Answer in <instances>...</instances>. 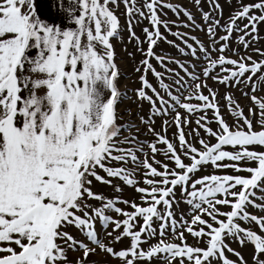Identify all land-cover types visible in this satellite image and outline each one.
I'll return each mask as SVG.
<instances>
[{
  "label": "snow or ice",
  "instance_id": "obj_1",
  "mask_svg": "<svg viewBox=\"0 0 264 264\" xmlns=\"http://www.w3.org/2000/svg\"><path fill=\"white\" fill-rule=\"evenodd\" d=\"M192 2L0 0V264H264V0Z\"/></svg>",
  "mask_w": 264,
  "mask_h": 264
},
{
  "label": "rangeland",
  "instance_id": "obj_2",
  "mask_svg": "<svg viewBox=\"0 0 264 264\" xmlns=\"http://www.w3.org/2000/svg\"><path fill=\"white\" fill-rule=\"evenodd\" d=\"M168 2H171L173 5H182L184 8L188 9L189 11L192 12V14L194 15L195 19H196V22L198 24H201L203 26V22L201 20V13L193 6V2L192 0H168ZM219 2L221 3V5L223 6L224 8V16L227 17L228 14L230 13V11L232 10L229 5L225 2V0H219ZM123 4L120 5V11H123ZM202 7H203V10L204 11H209V5L205 2V0H202ZM167 12V16L166 17H162V18H165V19H168L169 21H172V20H177V17L175 16L174 13H172L171 11H168V10H165ZM118 15L120 14L119 12L117 13ZM186 18H183L182 16L179 18V21L178 23L180 24H183V23H186ZM121 23H122V26L124 24V18L121 17ZM143 27H150V25L148 24V22L145 20V21H141V23L135 27V31L137 33L138 36H143L142 34V28ZM172 30L173 31H178L180 33H188L189 36H195L197 37L198 39H200L201 41H203L205 44L208 43V40H207V37L205 36V33L203 31H200V30H194L192 28H183V27H177V26H172ZM161 32L167 36V39L168 40H174L177 44H180L181 47H183V44L176 40L175 37H173L170 33L166 32L165 29L163 27H161ZM125 37H127V33L125 32L124 33ZM261 35L264 36V26L261 27ZM190 43H192L191 40H189ZM195 46V45H194ZM128 47V51H134L135 49L133 48V46L131 44L127 45ZM144 47H146V45H144ZM257 47H264V40H262L258 45ZM187 50V49H185ZM155 51L157 54L159 55H162V56H165V57H173L175 59H180L182 62L184 61V57H182L179 53V51L173 47L172 45L164 42V41H160L158 42V46L155 48ZM117 53L118 55L119 54H122V50L119 46H117ZM137 59H139V53H137ZM152 63L157 67V70L158 71H161L163 72L164 69L162 67L159 66V64H157V62L155 60L152 61ZM169 67H173L175 68V65L174 64H169ZM183 74V73H181ZM165 83H171V77L165 73ZM150 79H152L150 77ZM210 85L213 86V87H216V85L212 84L211 81H209ZM136 85L134 84H131L130 87H135ZM156 86L159 87V84L158 82H156ZM221 91H223V89H221ZM235 95L237 97H239V93L236 92ZM193 103H196L195 101H193ZM241 103L242 104H246L248 103L246 100H241ZM133 111H135V107H133ZM182 111V110H181ZM145 112H147V106H145ZM197 116L199 114H196ZM211 115V113L209 112V116ZM161 119L162 118H157L156 119V127L157 129H159L160 127V123H161ZM169 119H171V117H169ZM192 119L194 120L195 117H192ZM137 123L139 122L138 120L136 121ZM190 127H195V124L193 123ZM175 131V128L174 126H170L169 129H168V136L171 138L172 137V134L173 132ZM185 131L187 132L188 131V128H185ZM141 139H151L150 136H146V137H141ZM158 159H160L161 157L160 156H157ZM126 195H132V193L129 191L126 193ZM183 207V205L181 206ZM188 243L189 244H192L194 243L193 239L191 237H189L188 239Z\"/></svg>",
  "mask_w": 264,
  "mask_h": 264
}]
</instances>
